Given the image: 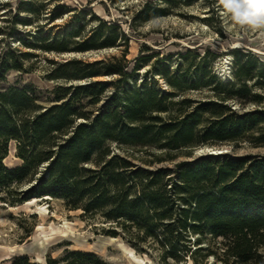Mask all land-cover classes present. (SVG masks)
I'll use <instances>...</instances> for the list:
<instances>
[{
  "label": "trees",
  "instance_id": "trees-1",
  "mask_svg": "<svg viewBox=\"0 0 264 264\" xmlns=\"http://www.w3.org/2000/svg\"><path fill=\"white\" fill-rule=\"evenodd\" d=\"M155 10L147 8L143 17L157 16ZM95 18L99 24L91 38L101 35L102 40L83 41L79 50L114 46L123 38L115 24ZM22 43L33 45L23 38ZM156 53L141 55L131 69L125 54L91 62L66 60L48 78L82 82L58 84L46 99L32 85L6 86L7 71L18 65L12 52L0 56V201L59 200L67 209L110 222L106 234L120 235L132 246L151 240L164 258L176 261L187 256L198 264L193 254L210 235L220 241L215 251L208 245L205 255L222 264H264V157L209 154L150 169L112 148H138L159 161L151 149L173 159L184 148L205 143L264 140V94L252 92L244 81L256 78L253 85L264 86V61L236 51L235 82L222 84L210 68L196 67L191 73L186 50L176 80L163 67L170 88L160 89L152 78L136 79L142 61ZM106 75L117 78L96 79ZM211 85L213 99H174ZM42 100L49 104L43 106ZM228 101L258 107L239 112ZM11 142L20 163L8 167L4 159ZM191 237L197 245L193 250L185 243ZM98 260L92 252L65 250L59 258L48 255L45 264ZM11 264L39 263L21 256Z\"/></svg>",
  "mask_w": 264,
  "mask_h": 264
},
{
  "label": "rangeland",
  "instance_id": "rangeland-1",
  "mask_svg": "<svg viewBox=\"0 0 264 264\" xmlns=\"http://www.w3.org/2000/svg\"><path fill=\"white\" fill-rule=\"evenodd\" d=\"M214 5L215 0H0V56L12 52L18 65L7 71L5 85H32L46 99L58 84L82 82L48 78V72L66 60L91 62L112 56L120 58L125 54L130 68L141 55L157 52L142 61L136 79L140 82L143 78H152L158 88L167 89L170 87L163 76V67L169 69V76L179 73L186 63L180 54L186 50L191 53L187 58V62H191V73L194 74L196 67L204 66L210 68V74L222 84L235 82L236 51L264 61V40L255 34L238 40L234 34L227 33ZM150 7H155L158 14L145 19L143 13ZM95 17L106 24H115V30L120 31L123 38L114 46L79 50L83 41L99 44L102 40L101 35L91 38L99 24ZM22 38L33 45L22 43ZM237 43L241 46H232ZM58 46L64 50H58ZM222 56L232 57L231 73L224 78L213 70L215 62ZM180 63L183 64L178 67ZM116 78L117 75H106L96 79L114 81ZM173 78L177 79L175 75ZM244 81L252 92L264 94V86L253 85L256 78ZM211 87L188 89L174 99H213ZM41 103L43 106L49 104L47 100ZM228 103L239 112L258 107L252 103L243 106L235 101ZM112 148L114 152L128 155L137 165L150 169L169 168L175 162L191 161L209 154L264 157V140L205 143L184 148L173 159H165L160 150L151 149L159 161L138 148H119L115 144ZM14 153L15 144L11 142L4 159L8 167L20 163ZM151 160L154 162L148 164ZM110 224L99 215L89 216L82 214L80 209H67L59 200L49 197L32 198L15 205L0 201V264H11L14 258L21 256H27L30 262L45 264L48 255L59 258L65 250L92 252L99 259L96 264H194L187 256L180 261L172 256L164 258L163 249L151 240H142L132 246L120 235L112 237L103 231ZM194 238L185 242L191 250L197 247ZM217 241L220 239L204 236L199 244L201 251L193 254L198 264H222L214 255H205L208 245L211 250H216Z\"/></svg>",
  "mask_w": 264,
  "mask_h": 264
},
{
  "label": "clouds",
  "instance_id": "clouds-1",
  "mask_svg": "<svg viewBox=\"0 0 264 264\" xmlns=\"http://www.w3.org/2000/svg\"><path fill=\"white\" fill-rule=\"evenodd\" d=\"M214 7L227 33L234 34L238 40L250 34L264 40V0H215ZM231 61V56H222L215 62L213 70L224 78L231 73Z\"/></svg>",
  "mask_w": 264,
  "mask_h": 264
},
{
  "label": "bare ground",
  "instance_id": "bare-ground-1",
  "mask_svg": "<svg viewBox=\"0 0 264 264\" xmlns=\"http://www.w3.org/2000/svg\"><path fill=\"white\" fill-rule=\"evenodd\" d=\"M237 42V41H236ZM237 44H239V43H237ZM258 51V50H257ZM215 152H219L218 150H215ZM6 258V257H5Z\"/></svg>",
  "mask_w": 264,
  "mask_h": 264
},
{
  "label": "snow or ice",
  "instance_id": "snow-or-ice-1",
  "mask_svg": "<svg viewBox=\"0 0 264 264\" xmlns=\"http://www.w3.org/2000/svg\"><path fill=\"white\" fill-rule=\"evenodd\" d=\"M129 255H131V253H129Z\"/></svg>",
  "mask_w": 264,
  "mask_h": 264
},
{
  "label": "water",
  "instance_id": "water-1",
  "mask_svg": "<svg viewBox=\"0 0 264 264\" xmlns=\"http://www.w3.org/2000/svg\"><path fill=\"white\" fill-rule=\"evenodd\" d=\"M218 153H220V152H218ZM213 154H215V153H213Z\"/></svg>",
  "mask_w": 264,
  "mask_h": 264
}]
</instances>
